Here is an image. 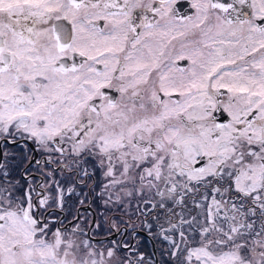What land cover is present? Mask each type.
I'll use <instances>...</instances> for the list:
<instances>
[{"label":"snow or ice","instance_id":"6c2138e0","mask_svg":"<svg viewBox=\"0 0 264 264\" xmlns=\"http://www.w3.org/2000/svg\"><path fill=\"white\" fill-rule=\"evenodd\" d=\"M58 173L167 264H264V0H0V264H155Z\"/></svg>","mask_w":264,"mask_h":264},{"label":"flooded vegetation","instance_id":"af4514ba","mask_svg":"<svg viewBox=\"0 0 264 264\" xmlns=\"http://www.w3.org/2000/svg\"><path fill=\"white\" fill-rule=\"evenodd\" d=\"M186 3H188V0H186ZM184 11L188 14H191V10L188 7H186ZM65 175L71 176L70 173H65ZM97 176L98 174L93 176L91 179L93 180V184H95ZM67 178L70 179V177ZM61 180L64 182V184L67 182L65 178L61 177ZM73 180V186L80 187L81 183L77 181L75 177ZM66 195L68 194L65 189V197H67ZM71 195L80 196L81 194H76L73 192ZM87 197V202L83 204L79 202L76 204H65L63 211H61L59 208H56L53 210L52 215L58 218V220H64L65 224L73 221L74 216L79 215L82 218V224H84V218H86L87 223L84 224L85 230L88 231L89 235L92 236L94 240H102L108 245L113 243L120 246L128 245L131 246L130 249H123L120 253L121 255H123L126 251L133 250L138 253H143L146 259H151L155 262V264L156 260L157 264H167L168 257L166 255H162V250L165 247V243L162 240L156 239L149 235V233L140 226L136 227V225H133L138 221L137 219L130 220L128 212L125 213L124 211L114 210L113 208L106 209L104 204H92V200H94L93 190H89ZM81 206L85 207L82 208ZM93 212L95 214V221L90 227ZM139 230L145 231L148 235H144L143 233L139 232ZM155 231L156 229H153V232ZM151 239L155 244L156 258L153 252V244Z\"/></svg>","mask_w":264,"mask_h":264},{"label":"rangeland","instance_id":"374dc122","mask_svg":"<svg viewBox=\"0 0 264 264\" xmlns=\"http://www.w3.org/2000/svg\"><path fill=\"white\" fill-rule=\"evenodd\" d=\"M61 177L65 178V180H67V182L65 184L61 180ZM67 177H70V179H68ZM56 178L61 181V183L64 185L65 189H67L68 187H74L73 183H72V181H74L73 180L74 177L72 175L71 176H66L65 174L61 175V174L58 173ZM99 180H100V176L98 175L96 177L95 184H93V180L90 179V180H87L86 184H81L80 187H74V193H76V194L80 193L81 195L77 198V201L74 200L75 203H73V204H76L78 202L80 203V200H84L85 202H87L86 198H87V194H88L89 190H93V192H94V200H92L93 201L92 204H103L102 201L97 198V194L99 193L100 189H99V187H96V185L99 183ZM75 188H77V189H75ZM66 196L67 197H65V203L67 201V198H71V197L73 199L76 198V195H74V197L72 195H66ZM113 209L114 210H118V211H122V210H119L117 208H113ZM128 214H129L130 220L136 219V216L131 211H128ZM133 225H136V227H137V226H140V223H139V221H137ZM153 229H155V228H153Z\"/></svg>","mask_w":264,"mask_h":264},{"label":"water","instance_id":"95a60500","mask_svg":"<svg viewBox=\"0 0 264 264\" xmlns=\"http://www.w3.org/2000/svg\"><path fill=\"white\" fill-rule=\"evenodd\" d=\"M81 207L84 208L85 206H81ZM78 211H79V209H78ZM94 221H95V214H94V212H93V217H92V220H91V223H90V227L93 225ZM139 232L143 233L144 235H148V234H147L145 231H143V230H139ZM151 241H152V239H151ZM152 244H153V252H154V255H155V258H156V248H155V244H154L153 241H152ZM156 264H157V260H156Z\"/></svg>","mask_w":264,"mask_h":264},{"label":"trees","instance_id":"16d2710c","mask_svg":"<svg viewBox=\"0 0 264 264\" xmlns=\"http://www.w3.org/2000/svg\"><path fill=\"white\" fill-rule=\"evenodd\" d=\"M73 197H74V196H73ZM78 197H79V196H76V198H74V199H73L72 197H71V198H67V201H66L65 204H68V205H69V204H73V203H75L74 200L77 201V198H78ZM87 198H88V197H87ZM87 198H86V199H87Z\"/></svg>","mask_w":264,"mask_h":264}]
</instances>
